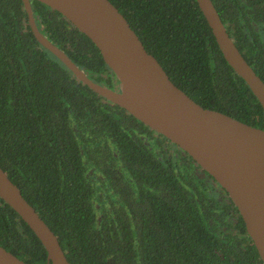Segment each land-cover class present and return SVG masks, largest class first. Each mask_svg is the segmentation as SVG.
<instances>
[{"label":"trees","instance_id":"16d2710c","mask_svg":"<svg viewBox=\"0 0 264 264\" xmlns=\"http://www.w3.org/2000/svg\"><path fill=\"white\" fill-rule=\"evenodd\" d=\"M109 1L194 102L261 122L259 104L195 0ZM29 2L38 29L91 80H115L84 33L57 10ZM160 139L167 141L42 46L21 0H0V168L68 262L262 264L223 188L178 147L173 156L162 150ZM0 244L28 264H45L40 241L1 198Z\"/></svg>","mask_w":264,"mask_h":264},{"label":"water","instance_id":"95a60500","mask_svg":"<svg viewBox=\"0 0 264 264\" xmlns=\"http://www.w3.org/2000/svg\"><path fill=\"white\" fill-rule=\"evenodd\" d=\"M84 33L115 78V88L91 80L37 28L29 0H21L34 38L79 81L122 107L185 152L227 193L264 264V84L227 34L211 0H195L225 61L259 104L256 127L194 102L166 76L125 17L109 0H38ZM0 198L44 248L45 264H70L55 233L0 168ZM0 264H28L0 244Z\"/></svg>","mask_w":264,"mask_h":264},{"label":"flooded vegetation","instance_id":"af4514ba","mask_svg":"<svg viewBox=\"0 0 264 264\" xmlns=\"http://www.w3.org/2000/svg\"><path fill=\"white\" fill-rule=\"evenodd\" d=\"M211 2L225 31L246 62L254 70L253 72L264 84V0H211ZM103 85L115 88V80L110 75L109 80ZM251 125L262 127L263 121L259 122L255 119L254 124ZM150 135L153 134L151 133ZM162 140V150L167 151L173 156L174 152L178 150L176 149V145L168 139L167 141ZM209 184L215 185L211 179H209ZM220 187L215 185V189L218 191H221Z\"/></svg>","mask_w":264,"mask_h":264}]
</instances>
